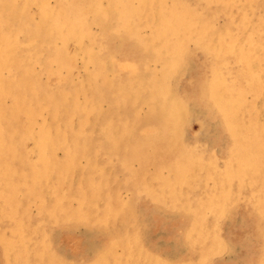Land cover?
Here are the masks:
<instances>
[{
    "label": "bare ground",
    "instance_id": "obj_1",
    "mask_svg": "<svg viewBox=\"0 0 264 264\" xmlns=\"http://www.w3.org/2000/svg\"><path fill=\"white\" fill-rule=\"evenodd\" d=\"M219 18L226 21L221 27ZM199 53L201 78L190 61ZM261 84L260 0H0V245L6 264H65L50 243L31 244L38 233L49 236L46 224L93 219L109 230L117 215L133 216L130 200L111 191L98 211L99 191L117 164L128 177L144 180L142 167L134 171L131 162L151 160L157 151L164 154L162 172L152 173L154 182L135 183L134 196L148 192L191 215L186 240L199 248L196 264L229 250L221 224L242 202L260 226L238 237L254 236L249 264H264V115L257 99L243 96L255 97ZM195 115L214 123L224 143L219 156L184 141L183 125ZM29 203L37 206L36 221L27 215ZM120 242L123 264L136 263L133 247L138 264L167 263L129 222L94 264L122 262L112 255Z\"/></svg>",
    "mask_w": 264,
    "mask_h": 264
},
{
    "label": "rangeland",
    "instance_id": "obj_2",
    "mask_svg": "<svg viewBox=\"0 0 264 264\" xmlns=\"http://www.w3.org/2000/svg\"><path fill=\"white\" fill-rule=\"evenodd\" d=\"M260 3H264V0H260ZM233 13L234 17L237 19L236 13ZM223 18L217 19L216 26L221 27L226 23ZM190 61L193 68L192 72L201 78L204 71V55L199 53L197 54L196 60L190 59ZM186 72L184 73V79L188 77V72ZM84 73V69L79 70L80 75H83ZM239 80H241V78H239ZM259 87L261 91L255 93V97L253 96L254 93H243V96L246 102H253L257 99L255 103L258 107L263 109L261 114L264 115V84H261ZM80 101H82V97H80ZM212 125H214V123L210 121L207 126L203 117L195 115V117L187 120L183 125L182 135L183 138H185L184 141L192 148L197 149V151L200 148L201 151L205 150L206 153H214L218 155L224 143H219V141H217L218 135H215L217 133L213 129ZM60 156L61 152H57L56 157L59 158ZM163 157L164 154L157 151L151 160L148 155L146 157L143 156V162H139L137 160H134L135 162H131L132 164L130 167L134 171L142 167L143 177L141 178H144V180H139L135 177H128L119 164L115 165V175L114 177L113 175L110 176L112 180L108 184V187L102 188L105 191H99V194H101L103 198L97 203V210L100 211V209L106 205V200L104 199L106 194L104 193H109L110 191L113 195L116 194L122 201H128V199L130 200L131 212L133 213V216L132 214H127L126 217L124 216L125 214L117 215L114 220L116 224L115 229L113 228L114 226H112V223H110V225L108 224L111 229L107 230L103 227V224L98 222V220L93 219L84 223L67 220L61 223H51L48 226L46 224L44 226V231L47 232L48 230L49 236L47 237V233L43 232V235L39 237L40 235H38V233L36 236L39 242H35L34 240L31 244H34V247L37 248L39 246L42 247L43 244H41V240H44L47 244L50 243V245L53 248L55 246V250L62 255L63 262L65 264H94L99 257L98 255L106 251L108 248L107 244L110 240H116L117 242L120 240V236L124 232L125 225H128L130 222L131 228L133 229L135 226V230L140 232L145 245H147L149 249L159 252L163 257L162 259L167 262L166 264H196L198 258L197 252L199 248L196 251L194 245L186 240L188 223L192 220L191 215L188 212L182 213V210L180 209H173V207H170L169 205L165 206L162 203L156 202L153 195L148 192V194L141 193L137 197L134 196L136 194L133 192L135 189V183L144 185L148 183L147 181L154 182L155 180L150 179L152 173L154 171L162 172ZM78 162H80L81 165L86 163L83 158L79 159ZM163 172L166 173L164 169ZM152 187V190L157 191L156 188H158V185L156 183H153ZM178 187L181 188L180 192H184L186 194L187 186L183 182H181ZM249 187V184H243L244 192L248 191ZM168 193H165L166 201L171 198ZM73 206H76L75 202L73 203ZM181 206L184 208L187 207L186 204ZM247 207H250L249 204H244L242 202L240 206H238L237 211L232 210V212L228 216L226 215V218L223 219L224 221L221 224V236L227 239L229 250H225L218 255L212 254L209 264H249L248 260H251L250 257L252 256L250 244H255V240L249 239L254 238V236L249 235L248 240L243 238L241 239L238 236L242 232H245L246 235H248L249 232L253 233L254 229L256 232L260 219L257 218L253 211L248 210ZM138 209L141 212H138ZM37 213L38 210L35 203H29L27 215L32 218V221L37 220ZM124 217L126 219H124ZM263 224L264 222L261 223V226ZM7 225L8 223H5L2 227L7 228ZM255 238L256 240L258 239L257 237ZM198 245L201 248L204 246L203 243H199ZM246 246L249 248H245ZM135 248L136 247L131 248L132 252H135L136 254L132 253L134 258L133 260L136 262L135 264H138L137 262L139 261L140 263L141 257L138 255ZM124 250L122 242H120L116 247H112L113 257H117L122 260V262H119L118 264L124 263ZM1 251L2 247L0 245V264H6L3 251Z\"/></svg>",
    "mask_w": 264,
    "mask_h": 264
}]
</instances>
